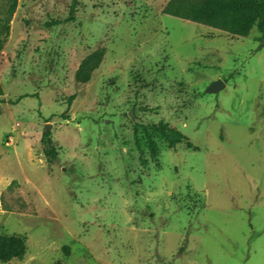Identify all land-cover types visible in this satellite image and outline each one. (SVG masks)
<instances>
[{"label":"rangeland","instance_id":"374dc122","mask_svg":"<svg viewBox=\"0 0 264 264\" xmlns=\"http://www.w3.org/2000/svg\"><path fill=\"white\" fill-rule=\"evenodd\" d=\"M169 1L18 0L0 53V235L27 250L5 264H264V41L162 14ZM159 123L195 148H170Z\"/></svg>","mask_w":264,"mask_h":264},{"label":"trees","instance_id":"16d2710c","mask_svg":"<svg viewBox=\"0 0 264 264\" xmlns=\"http://www.w3.org/2000/svg\"><path fill=\"white\" fill-rule=\"evenodd\" d=\"M35 1V0H21ZM7 18L0 24V53L3 49L9 31V21L16 11L18 0H5ZM77 0H72L70 12L73 13ZM162 14L181 20L220 30L233 37L245 38L254 26L264 41V0H170L162 9ZM103 57L102 49H98L86 56L80 63L74 75V80L79 84L90 81L93 71L98 67ZM3 91L0 85V97ZM1 115V109H0ZM170 148L178 144H185L187 148H195L188 137L180 131L169 128L166 124L159 123L151 127ZM149 148L156 150L155 144L149 139ZM42 151L49 164H53L57 152L50 139V133H43L41 137ZM27 250L26 241L19 235H0V264H5L13 259H22ZM64 255L69 256V248L64 247ZM55 264H65L56 261Z\"/></svg>","mask_w":264,"mask_h":264},{"label":"water","instance_id":"95a60500","mask_svg":"<svg viewBox=\"0 0 264 264\" xmlns=\"http://www.w3.org/2000/svg\"><path fill=\"white\" fill-rule=\"evenodd\" d=\"M222 83L220 82V81H217V82H215L214 84H213V86H212V88L213 89H220V88H222ZM47 126H49V125H47ZM48 128V127H47Z\"/></svg>","mask_w":264,"mask_h":264}]
</instances>
